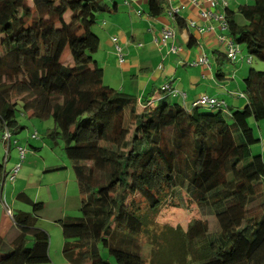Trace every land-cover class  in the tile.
<instances>
[{
  "label": "trees",
  "instance_id": "1",
  "mask_svg": "<svg viewBox=\"0 0 264 264\" xmlns=\"http://www.w3.org/2000/svg\"><path fill=\"white\" fill-rule=\"evenodd\" d=\"M166 8L167 0H148L151 17ZM170 10L183 28L182 15ZM112 11L104 0H0V130L10 137L22 131L18 112L51 119L46 135L62 138L80 195V216L57 221L64 260L264 264V162L251 155L259 139L247 123L264 120V71L248 67L240 106L209 96L212 107L194 105L198 97L186 104L185 93L170 83L159 87L156 99L150 93L137 101L104 84L102 69L88 56L99 46L92 27ZM225 19L227 37L244 47L246 64L254 58L264 65V0L240 4ZM197 44L190 34L186 47ZM181 190L214 217V231L198 220L186 230L157 232L153 218L167 196L180 197ZM15 199L32 210L11 212L13 225L0 235V264H46L49 237L36 227L43 203L23 191Z\"/></svg>",
  "mask_w": 264,
  "mask_h": 264
},
{
  "label": "rangeland",
  "instance_id": "2",
  "mask_svg": "<svg viewBox=\"0 0 264 264\" xmlns=\"http://www.w3.org/2000/svg\"><path fill=\"white\" fill-rule=\"evenodd\" d=\"M226 1L229 9L233 12L236 10L238 5L245 4L247 2L249 3V0ZM103 16L109 17L107 14H103ZM234 19L239 24L245 23V19L237 13L234 14ZM101 27L100 19H98L97 24L92 27V31L97 34L98 38L102 37L103 34L101 32ZM117 33H119V31ZM220 35L226 37V42H219L217 37ZM115 37L117 38V35ZM217 37L215 38L216 42L214 45L210 44L208 46L211 51L206 52L204 47L200 48V42L190 49L183 47V50L184 53L200 52L197 53L199 56H202L203 52H205L209 63L213 67L218 66L223 71L233 69V78L231 80H226L224 84L217 83L212 79L208 82H201L198 77H192L189 70L195 68L187 65L186 67L182 66L181 55L164 56V61L159 62L158 64L161 65L164 63L167 69L172 74L174 73L175 76H182V70L186 69V79H184L186 82V95L189 94L187 88L190 86L191 82L194 86L199 87L198 90L208 88V92L214 91V97H217V99H221L222 97L225 101H227V103L237 101V105L240 106L242 105L243 100L231 94L239 93V89H237L236 86L242 84L240 82V78L245 73L244 69L252 67L257 71H264V65L254 58H251L250 65L240 62V56L245 55V59L248 57L241 44L235 45L240 51L237 55L238 60L236 62H232L221 56L226 53V44L229 39L227 37V33L221 30L217 34ZM100 40V46H98L94 53H90L88 56L93 58V60L97 62V65L102 69L103 83L112 86L115 81L114 79H116L115 75L119 73V65L113 61V55H110L109 57L106 55L107 49L102 48V39ZM112 46L115 50V45L112 44ZM214 48L220 50L221 53L213 51L215 50ZM162 53H165V49ZM115 54L116 56L118 55L116 51ZM218 56L222 59L221 64H218L215 59ZM175 63H177V65H175ZM176 81L177 80H175L173 82L174 84L172 83L171 85H175L177 83ZM195 93V91L191 92V94ZM125 94L127 93L125 92ZM17 108L20 110L19 106ZM16 118L24 129L15 135H11L9 138L10 142L8 141L10 144L9 158L5 163L8 173L3 185L0 199V234L1 232L4 233L10 223H12L11 219L7 217L5 209H9L11 212L17 210L22 212H31L32 209L29 205L15 199V195L23 191L30 198L37 199V201L43 203V209L38 212L36 227L44 230L49 237L48 256L50 261L46 264H68L64 260L61 252L63 237L61 228L57 224V221L62 219L64 216H80L78 211L80 195L75 181L74 172L71 167V162L64 154V144L62 138L57 137L56 139H51L46 135V132L53 128V122L51 119L39 120L30 117L27 114H21L20 112L17 113ZM247 123L251 127L254 136L259 139L257 143L250 147L251 155H260L264 162V120L256 121L252 117H249L247 119ZM4 134L5 133L0 130V164H2V158L4 155H7L8 152V142L2 140V136ZM32 134H35L36 138L30 139ZM234 135L237 136V132H234ZM27 141H29V145L26 143ZM25 145L27 146L25 156L22 160H20L18 147H24ZM17 165H19V168L14 180L8 181L10 175H12V170ZM50 166H55V168L58 169L49 171L47 168ZM66 197H68L67 203H65ZM198 220H205L208 223L209 230L211 232L214 231L216 225L214 217L207 213L202 214L196 204L189 200L185 192L181 190L180 197L178 195L173 196V194L167 196L166 201L153 218V223L157 227V232H163L162 230H165L168 227L174 229L177 226L186 230L192 223ZM156 239L159 240L160 237H157ZM105 257L107 258V255ZM112 264L114 263L112 262Z\"/></svg>",
  "mask_w": 264,
  "mask_h": 264
},
{
  "label": "crops",
  "instance_id": "3",
  "mask_svg": "<svg viewBox=\"0 0 264 264\" xmlns=\"http://www.w3.org/2000/svg\"><path fill=\"white\" fill-rule=\"evenodd\" d=\"M104 2L112 8L113 11L111 14H107L109 17L101 15L98 18L100 19L102 26L101 32L103 33L102 37H99V46L100 39H102V48L107 49L106 55L108 57L113 55V61L119 65V73L115 75L116 79H114L115 81L113 80V85L111 84L113 87L107 84L108 86L123 93L126 92L128 95H133L136 97L137 101H139V99L146 96L148 97L150 93H152V98L156 99L157 90L161 85L164 83L172 84L177 80V83L171 85V87H175L185 93L186 104L200 95H207L218 101L224 102V104L237 106V101L227 103L222 97L221 99H217V97H214V91L208 92V88L198 90L199 87L194 86L191 82L190 86L187 88L189 94L186 95V82L184 81V79H186V69L182 70V76H175L174 73L172 74L167 69L164 63L161 65L158 64L164 61V56L181 55L182 66L186 67L187 65L195 68L189 70V72L192 77H198L201 82H208L212 79L217 83L224 84L226 80H231L233 78V69L223 71L218 66L213 67L209 61L207 67L198 65L197 61L199 55H197V53L200 52L184 53L183 50V47L187 48L186 43L188 41V36L192 34L198 43L200 42V48L204 47L206 52L211 51L208 46L210 44L214 45L216 42L215 38L220 31L219 23L213 17V14L225 15V12L232 11L229 9L226 0H217L214 7H210L207 0H167V8L164 10V13L158 17H151L148 15V0H104ZM170 9H175L182 15L186 23L183 28L179 29L173 21V18L169 16L168 11H170ZM202 11H208L212 15L208 19H204L200 17V12ZM190 21L199 25L202 31L197 32V30L189 28L188 23ZM163 27L173 29L174 36L167 47H177L180 49L179 53L167 54V47H161L155 43L154 39L158 40L161 38L160 32ZM118 31L119 33H117ZM116 35L117 44L120 43L118 45L122 50V62L118 61L112 46L113 43L110 40L112 36L115 37ZM164 49L165 53L163 54L162 52ZM213 51L221 53L218 49ZM203 54L206 55L205 52H203ZM221 56L224 57V55ZM215 59L218 64H221L222 59L220 56ZM239 61L246 64L245 55L240 56ZM175 65H177V63H175ZM244 71L245 73L241 76L240 80L247 75L248 69H244ZM236 87L239 89V93L229 94L239 98V94L242 92V85L240 84ZM192 91L196 93L191 94ZM67 199L68 197H66L65 203H67ZM12 225L13 223H10L7 230L4 233L1 232L0 235L6 234L7 231L11 229Z\"/></svg>",
  "mask_w": 264,
  "mask_h": 264
},
{
  "label": "built area",
  "instance_id": "4",
  "mask_svg": "<svg viewBox=\"0 0 264 264\" xmlns=\"http://www.w3.org/2000/svg\"><path fill=\"white\" fill-rule=\"evenodd\" d=\"M208 1V4L210 7H214L216 5V2L217 0H207ZM171 11V10H170ZM212 14L208 11H202L200 12V17L204 18V19H208ZM169 16L172 17V13L170 12L169 13ZM213 17L218 21L219 23V27L222 31H225V29L227 28V22L224 18V15L223 14H219V15H214L213 14ZM189 26L191 28H195L198 32L202 31V28L201 27H197L196 24L194 22H190L189 23ZM160 35H161V38L160 39H154L155 43L157 45H160L161 47H167L168 46V43L171 41V39L173 38L174 36V31L172 28H169V27H163L161 32H160ZM111 42L115 45V51L117 52V58H118V61L119 62H122L123 61V55H122V50H121V47L117 44V39L116 37L112 36L110 38ZM218 40L220 43H224L226 42V37L223 36V35H220L218 36ZM227 50H226V56L227 58L231 59V60H234L237 56V53H238V48L233 44V42H231L230 40L227 41ZM180 52V49L177 48V47H170L168 48L167 47V54L168 53H172V54H176ZM198 64L200 65H206L207 64V60H206V57L203 55L201 56L198 61H197ZM175 94H178L177 91H173ZM182 96L184 97V94H182ZM215 103V100L212 99V98H209L208 96H199L197 101L194 103V105H209V106H213ZM5 134L2 136V140L5 141V142H8L9 141V138H10V134L5 131L4 132ZM31 138L34 139L36 138V135L35 134H32L31 135ZM18 153H19V158L20 160H22L24 158V155H25V149L22 148V147H18ZM18 168H19V165H17L13 170H12V175H10L9 177V181H12L14 180V177L16 175V173L18 172ZM5 213L8 217L11 218V212L9 209H5Z\"/></svg>",
  "mask_w": 264,
  "mask_h": 264
},
{
  "label": "clouds",
  "instance_id": "5",
  "mask_svg": "<svg viewBox=\"0 0 264 264\" xmlns=\"http://www.w3.org/2000/svg\"><path fill=\"white\" fill-rule=\"evenodd\" d=\"M224 18H225V15H224ZM225 20H226V19H225ZM190 22H191V21H190ZM190 22H189V23H190ZM189 23H188V27L191 28V27L189 26ZM195 24H196V23H195ZM196 26H197V27H200L199 25H196ZM191 29H195V28H191ZM195 30H196V29H195ZM220 30H221V29H220ZM221 31H222V30H221ZM226 31H227V28L225 29V32H226ZM197 32H198V31H197ZM217 38H218V37H217ZM228 39H229V38H228ZM233 44H234V43H233ZM234 45H237V44H234ZM239 52H240V51H239V49H238V53H237V55L239 54ZM178 53H179V52H178ZM168 54H169V53H168ZM176 54H177V53H176ZM203 55L206 57L205 54H203ZM203 55H202V56H203ZM200 57H201V55L199 56V58H200ZM224 57L227 58L226 53L224 54ZM199 58H198V59H199ZM227 59L230 60V61H232V62H236V61L238 60V56H236V58H235L234 60H231V59H229V58H227ZM246 59H247V58H246ZM246 59H245V60H246ZM206 60H207V57H206ZM197 64H198V63H197ZM198 65H200V64H198ZM202 66H206V67H207V66H208V60H207V64H206V65H202ZM239 96H241V94H239ZM10 212H11V211H10ZM9 218H10V217H9ZM10 219H11V218H10Z\"/></svg>",
  "mask_w": 264,
  "mask_h": 264
}]
</instances>
